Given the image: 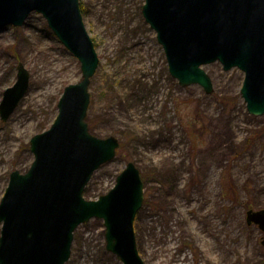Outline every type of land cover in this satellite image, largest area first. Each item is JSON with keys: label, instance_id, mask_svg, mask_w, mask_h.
<instances>
[{"label": "rangeland", "instance_id": "1", "mask_svg": "<svg viewBox=\"0 0 264 264\" xmlns=\"http://www.w3.org/2000/svg\"><path fill=\"white\" fill-rule=\"evenodd\" d=\"M143 2L79 0L99 57L88 86L89 130L124 143L94 171L84 196L105 193L133 161L145 175L134 219L145 264H264V231L246 220L247 209L264 208V114L247 111L237 67L203 65L210 93L197 83L180 85ZM18 62L29 71V88L0 120V198L10 171H24L32 160L30 136L50 125L63 87L81 77L77 58L35 11L21 26L0 30V99ZM65 264H123L105 248L101 218L76 227Z\"/></svg>", "mask_w": 264, "mask_h": 264}, {"label": "water", "instance_id": "2", "mask_svg": "<svg viewBox=\"0 0 264 264\" xmlns=\"http://www.w3.org/2000/svg\"><path fill=\"white\" fill-rule=\"evenodd\" d=\"M33 11L77 58L81 77L63 87L51 124L30 136L29 166L9 173L0 198V264H65L74 230L92 217L103 220L106 250L123 264H145L133 226L144 198L135 163L126 162L105 193L95 199L83 195L119 142L114 135L92 134L85 119L99 57L79 0H0V30L21 26ZM141 12L180 85L197 83L210 93L212 82L201 65L218 61L224 70L237 67L244 72L240 94L247 111L264 114V0H144ZM28 88L29 71L18 62L14 82L2 91L1 121ZM246 220L264 231V208L248 209Z\"/></svg>", "mask_w": 264, "mask_h": 264}, {"label": "trees", "instance_id": "3", "mask_svg": "<svg viewBox=\"0 0 264 264\" xmlns=\"http://www.w3.org/2000/svg\"><path fill=\"white\" fill-rule=\"evenodd\" d=\"M80 7H81L82 14H83L85 10H84V8H83V6H82L81 3H80ZM86 121H87V123H88V127H89V129H90V121H89V119H88L87 116H86ZM128 132H129V131H128ZM131 135H132V133L130 132V133L127 134L126 137L128 138V137H130ZM123 145H124V143H123V142H120V144H119V146H118V148H117L116 153L119 152V151L121 152V148H122ZM131 155H132V154H131ZM141 174H142V173H141ZM144 177H145V175L142 174V178H144Z\"/></svg>", "mask_w": 264, "mask_h": 264}, {"label": "bare ground", "instance_id": "4", "mask_svg": "<svg viewBox=\"0 0 264 264\" xmlns=\"http://www.w3.org/2000/svg\"><path fill=\"white\" fill-rule=\"evenodd\" d=\"M179 221V220H178Z\"/></svg>", "mask_w": 264, "mask_h": 264}, {"label": "flooded vegetation", "instance_id": "5", "mask_svg": "<svg viewBox=\"0 0 264 264\" xmlns=\"http://www.w3.org/2000/svg\"><path fill=\"white\" fill-rule=\"evenodd\" d=\"M264 243V242H263Z\"/></svg>", "mask_w": 264, "mask_h": 264}]
</instances>
